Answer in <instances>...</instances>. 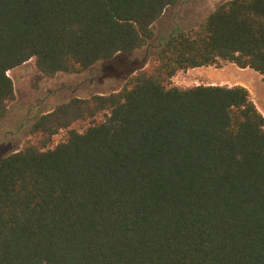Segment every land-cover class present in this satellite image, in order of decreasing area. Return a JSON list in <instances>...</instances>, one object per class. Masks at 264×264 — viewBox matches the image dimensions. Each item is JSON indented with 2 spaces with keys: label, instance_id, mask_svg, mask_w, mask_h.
Returning a JSON list of instances; mask_svg holds the SVG:
<instances>
[{
  "label": "trees",
  "instance_id": "obj_1",
  "mask_svg": "<svg viewBox=\"0 0 264 264\" xmlns=\"http://www.w3.org/2000/svg\"><path fill=\"white\" fill-rule=\"evenodd\" d=\"M179 1L0 0V122L9 71L136 51ZM220 60L264 76V0L223 1L120 88L39 116L0 160V264H264V114L243 85L173 82Z\"/></svg>",
  "mask_w": 264,
  "mask_h": 264
},
{
  "label": "rangeland",
  "instance_id": "obj_2",
  "mask_svg": "<svg viewBox=\"0 0 264 264\" xmlns=\"http://www.w3.org/2000/svg\"><path fill=\"white\" fill-rule=\"evenodd\" d=\"M225 0H180L166 8L153 24L154 37L148 45L97 62L82 73L43 74L32 58L9 71L14 81L16 99L0 122V160L23 148L31 138V125L42 114L73 97L105 94L120 88L139 69L149 67L152 56L176 28L189 30L198 25ZM174 84L188 87L198 84L243 85L264 114V76L251 68L220 60L218 65L190 68L173 77ZM65 131L56 135V142Z\"/></svg>",
  "mask_w": 264,
  "mask_h": 264
},
{
  "label": "crops",
  "instance_id": "obj_3",
  "mask_svg": "<svg viewBox=\"0 0 264 264\" xmlns=\"http://www.w3.org/2000/svg\"><path fill=\"white\" fill-rule=\"evenodd\" d=\"M203 67H205V66H203ZM215 85H224L223 83H220V84H215ZM230 86V85H229Z\"/></svg>",
  "mask_w": 264,
  "mask_h": 264
}]
</instances>
